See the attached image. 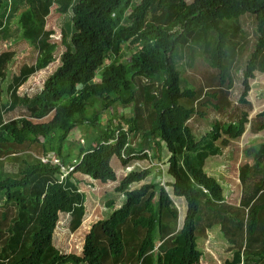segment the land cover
Segmentation results:
<instances>
[{"label": "trees", "instance_id": "16d2710c", "mask_svg": "<svg viewBox=\"0 0 264 264\" xmlns=\"http://www.w3.org/2000/svg\"><path fill=\"white\" fill-rule=\"evenodd\" d=\"M23 1L18 26L22 39L34 47L37 56L22 81L54 61L57 43L46 28L53 5L62 14L72 7L75 31L70 42L63 35L60 64L39 92L20 97L11 91V99L27 107L29 116L5 122L0 106V161L29 150L60 161L23 159L14 176L0 169V192L6 204L17 208L9 233L3 234L7 226L0 224V264H199L203 252L197 243V228L202 218L208 229L219 226L232 252L225 264H245L246 258L252 264H264V141L257 149H244L253 163L239 165L241 194L236 205L226 201L219 180L203 167L207 154L221 152V144L228 140H239L247 123L252 133L264 134V110L252 119L247 111L250 79L256 72L264 73V0ZM245 15L254 18L255 40L242 71L238 117L230 122L215 120L197 139L189 120L195 115L204 117L210 109L226 113L229 107L232 71L239 50L246 45L240 24ZM183 45L210 54L216 69L211 87L182 89L172 57ZM139 78L161 82L159 97L145 102L150 101L151 123L142 137L152 143L157 159H161L163 142L169 152L167 172L173 181H151L131 188L150 174L151 167L130 171L115 187L124 195V202L91 226L81 255L63 254L53 245L59 215L69 214L71 229L76 230L85 213L86 197L72 180L74 174L107 184L117 180L110 164L113 157L123 166L150 158L130 142L131 134L138 132L136 117L142 107L136 102ZM92 99L101 100L105 109L113 111L120 105L125 111L116 126L111 118L109 126L90 143L75 142L80 144L76 146L78 158L70 163L73 170L64 175L65 158L71 155L64 148L70 135L84 123H98V113L93 118L85 115L88 105L97 103ZM165 185L186 201L180 229L178 210Z\"/></svg>", "mask_w": 264, "mask_h": 264}, {"label": "rangeland", "instance_id": "374dc122", "mask_svg": "<svg viewBox=\"0 0 264 264\" xmlns=\"http://www.w3.org/2000/svg\"><path fill=\"white\" fill-rule=\"evenodd\" d=\"M192 1L193 0H186L188 3ZM76 2H78V0H73L72 4ZM23 6V0H3L2 6L0 7V72L2 73V75L0 74V106L1 111H3L2 118L5 122L20 119L23 116H29L27 107L18 103L17 100L11 99V91L15 90L16 95L20 97H32L39 92L43 88L46 78L60 64V55L65 49L62 43L63 35H65L66 40L70 42V37L75 31L72 22V7L62 14L56 10V5H53L51 13L47 18L46 28L52 31L51 39L57 43V48L54 51V61L44 69L27 74L26 78L22 81L25 70L34 64L37 56V51L34 47L21 37L17 22V14L18 10L23 8ZM240 24L245 31L246 45L243 51L239 50L240 55L232 71L234 84L228 98L230 101L229 107L226 113H218L210 109L202 118L196 115L193 116L188 124L192 128L197 139L201 138L211 129L212 123L215 120L230 122L238 117L240 109L238 99L242 91V71L255 40L253 16H243L240 19ZM240 38L241 35L238 36V39ZM210 49L211 44L208 47V51ZM128 54L127 51H124L125 57L128 56ZM172 58L180 73V86L182 89H207L214 83L213 79L216 75V69L212 64L209 53H201L197 47H187V45H183L177 48ZM97 78L95 80L99 81V75ZM137 82L139 84V97L136 102L138 107H142H140V111H138L137 106L135 107L139 112L136 117L138 132L131 134L130 142L137 149L145 150L149 147L142 135L151 123V117L148 116L150 111L148 104L150 101H148L147 104L145 102H147L149 97H159L161 82H153L145 78H139ZM250 83L251 90L248 93V100L251 102V106L247 111L249 113V118L252 119L257 113L264 110V73L256 72L255 78L250 79ZM93 101L97 102L95 99L91 100V102ZM123 108L124 106L118 105L113 111L111 108L105 109L103 108L101 100L92 104L90 107L88 105L85 115L93 118V113L96 112V115L98 113V123L96 125L84 123L72 132L64 148V153L67 154L69 152L71 154L69 158H65L66 166L73 163L78 158V148H76V146L79 147L80 144H76L75 142L80 141L81 144L90 143L100 135L101 131L109 126L111 118L114 120V126H116L117 123L120 122L123 111H125ZM124 126H126V124ZM263 135V132H258L257 134L252 133L250 130V123H247L245 132L239 140H228L226 144L222 143L221 152L213 155L207 154L208 157L205 158L203 165L204 170L206 172L210 171L213 173L212 176H215L219 180L223 187L225 199L230 204L236 205L240 201L241 186L238 178L239 165L246 161H252L251 164L253 163L251 158L245 156L244 149L249 146L257 149L260 143L264 141ZM165 149L163 148L162 155L165 154ZM39 157L38 150H29V152L24 155H18L17 157L11 156L1 160L0 169L5 175L14 176L23 165V159L34 162L36 158ZM136 163L138 165L134 167L135 169H140V165L142 164L145 167L150 165L147 162ZM111 165L120 180L123 177L122 172L125 170V166L121 165L116 156L112 158ZM164 166L166 167V165ZM164 166V170L166 169L165 171H167V168ZM132 170L134 169L132 168L130 171ZM150 177L146 178V180H149ZM163 178L162 176V179ZM72 180L76 181L78 189L85 194V213L81 225L76 230L71 229V216L67 213H61L53 233V245L63 254L74 253L81 255L85 236L89 233L91 226L98 220L107 218L115 208H118L123 203L124 196L115 191V187L119 183L118 181L103 184L98 180L95 181L80 174L77 176L74 175ZM167 182L168 181L164 178L162 184ZM140 184L141 183L133 184L131 188H138ZM165 187L173 200L175 208L178 210L177 227L180 229L186 214V201L183 197L175 196L172 187L167 185ZM16 211L17 208L14 204L5 203L4 193L0 192V224H4L5 227L7 226V229H3V234H5L6 230L7 233H9L8 228L13 218L16 216ZM5 218L7 219L5 220ZM5 221H8L7 225ZM197 236L198 246L203 252L199 264H225V260L231 258L232 252L227 242L222 237L219 226L208 229L205 227V218H202L198 224ZM245 264H252V262L246 258Z\"/></svg>", "mask_w": 264, "mask_h": 264}, {"label": "crops", "instance_id": "0c3cea01", "mask_svg": "<svg viewBox=\"0 0 264 264\" xmlns=\"http://www.w3.org/2000/svg\"><path fill=\"white\" fill-rule=\"evenodd\" d=\"M162 144V148H161V159H157V158H155V156H154V152H155V148H150V145H152V143L151 142H149V143H147V145H148V147L151 149V150H149L150 152H151V156H150V158H143V159H136V160H132V161H130L125 167H124V169L125 170H123V172H122V175H123V177L124 176H126L129 172H130V170L133 168L134 169V171H140V170H142V169H144V168H147V166L145 167V166H143V164L142 165H140V169H135L134 167H136L138 164L136 163V162H147V163H149L150 165H148V167H151V172H150V174L146 177V178H148V177H150V179L149 180H146V178L143 180V181H141V182H139V183H149V182H151V181H158V180H160L161 181V183H163L164 182V178H165V180H167L168 182H172L173 181V179H172V177L168 174V172L167 171H165L164 170V168H163V166L164 165H166V167L165 168H167V170H168V159H169V152L167 151V149H165V147H164V145H163V143H161ZM163 148L165 149V154L164 155H162V151H163ZM158 151V150H157ZM159 153V152H158ZM163 156H164V158H163ZM163 158V159H162ZM247 158H249V157H247ZM207 160H209V159H207ZM120 162V161H119ZM135 162V163H134ZM249 163H251L252 161H248ZM131 163H133V164H131ZM110 164H111V162H110ZM131 164V165H130ZM122 165V164H121ZM112 166V165H111ZM123 166V165H122ZM161 168H160V167ZM114 169V168H113ZM207 173L208 174H210V175H213V173H211L210 171H207ZM75 176H77L78 174H74ZM85 176V175H84ZM117 176V175H116ZM162 176L164 177L163 179H162ZM86 177H88V176H86ZM88 178H90V177H88ZM92 179V178H91ZM92 180H94V179H92ZM96 181V180H95ZM116 181H118L119 182V179H118V177H117V180H115V181H112V182H116ZM167 182V183H168ZM109 183V182H108ZM139 183H136V184H139ZM124 202V201H123Z\"/></svg>", "mask_w": 264, "mask_h": 264}, {"label": "built area", "instance_id": "2783aa9c", "mask_svg": "<svg viewBox=\"0 0 264 264\" xmlns=\"http://www.w3.org/2000/svg\"><path fill=\"white\" fill-rule=\"evenodd\" d=\"M40 161L43 162V163H47L49 161L53 162V163H60L59 159L56 157V156H52V157H45V156H40ZM73 169V167H69L68 168V171L65 172L68 173L69 171H71Z\"/></svg>", "mask_w": 264, "mask_h": 264}, {"label": "clouds", "instance_id": "9594fccd", "mask_svg": "<svg viewBox=\"0 0 264 264\" xmlns=\"http://www.w3.org/2000/svg\"><path fill=\"white\" fill-rule=\"evenodd\" d=\"M97 79H98V78H97ZM161 143H163V142H161ZM133 146H134V145H133ZM142 152H146L149 156H151V152L149 151V148H147V149H145V150H142ZM39 158H40V157H39ZM74 162H76V161H74ZM74 162H73V163H74ZM71 164H72V163H71ZM71 164H69V165L65 166L64 168H62V169H63V172H64V175L67 174V173L65 174V172L68 171V168H69V167H73V168H74V166H71ZM72 170H73V169H72ZM72 170H71V171H72ZM69 172H70V171H69ZM69 172H68V173H69ZM164 184H165V183H164ZM140 185H141V184H140ZM165 186H166V185H165ZM121 194H122V193H121ZM122 195H123V194H122ZM123 196H124V195H123Z\"/></svg>", "mask_w": 264, "mask_h": 264}]
</instances>
